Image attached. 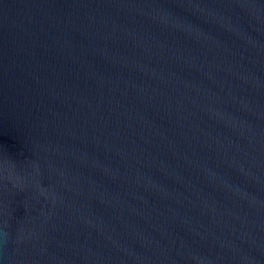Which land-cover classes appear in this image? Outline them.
Instances as JSON below:
<instances>
[{"label": "water", "instance_id": "1", "mask_svg": "<svg viewBox=\"0 0 264 264\" xmlns=\"http://www.w3.org/2000/svg\"><path fill=\"white\" fill-rule=\"evenodd\" d=\"M0 264H264V0H0Z\"/></svg>", "mask_w": 264, "mask_h": 264}]
</instances>
